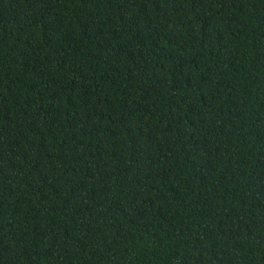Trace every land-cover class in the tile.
I'll list each match as a JSON object with an SVG mask.
<instances>
[{"label":"trees","instance_id":"trees-1","mask_svg":"<svg viewBox=\"0 0 264 264\" xmlns=\"http://www.w3.org/2000/svg\"><path fill=\"white\" fill-rule=\"evenodd\" d=\"M0 264H264V0H0Z\"/></svg>","mask_w":264,"mask_h":264}]
</instances>
